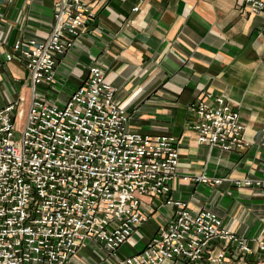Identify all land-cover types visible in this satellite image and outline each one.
Masks as SVG:
<instances>
[{"label": "built area", "instance_id": "2783aa9c", "mask_svg": "<svg viewBox=\"0 0 264 264\" xmlns=\"http://www.w3.org/2000/svg\"><path fill=\"white\" fill-rule=\"evenodd\" d=\"M101 1L54 0L50 36L15 43L7 61L25 66L34 92L55 82L60 57L88 32ZM241 3L244 12H264V0ZM19 106L0 109V264H69L88 243L115 264H250L256 258L264 264V229L259 238H244L217 213H192L188 202L172 198L164 202L171 218L141 251L121 255L149 221L144 199L170 194L179 152L173 136L129 129L130 117L99 66L65 104L34 98L18 121ZM190 112L200 145L228 153L250 146L240 112L225 98L192 104ZM184 180L226 181L205 175ZM234 185L264 188V179Z\"/></svg>", "mask_w": 264, "mask_h": 264}, {"label": "crops", "instance_id": "0c3cea01", "mask_svg": "<svg viewBox=\"0 0 264 264\" xmlns=\"http://www.w3.org/2000/svg\"><path fill=\"white\" fill-rule=\"evenodd\" d=\"M54 10V0H0V109L19 103V121L34 98L61 106L87 80L90 68L99 66L130 117L131 131L176 139L179 165L172 190L160 199H144L149 221L140 231L150 234L138 236V231L128 244L131 252L122 253L141 251L171 218L167 198L188 202L192 213L213 211L229 230L259 238L264 188L234 183L264 179V12H244L241 0L101 1L88 32L60 57L55 82L34 92L25 66L6 57L18 40L47 39ZM218 97L241 114L250 144L241 152L198 143L190 107ZM201 175L226 181L214 186L184 180ZM115 263L95 243L81 247L69 262ZM250 264H262L261 259Z\"/></svg>", "mask_w": 264, "mask_h": 264}, {"label": "rangeland", "instance_id": "374dc122", "mask_svg": "<svg viewBox=\"0 0 264 264\" xmlns=\"http://www.w3.org/2000/svg\"><path fill=\"white\" fill-rule=\"evenodd\" d=\"M143 233V234H142ZM137 234V233H136ZM148 234H150V231H146L145 229H142L141 231L139 230V233L137 234L138 236H148ZM131 241L132 242H135L136 241V237L135 236H133L132 238H131ZM141 248V246H139V248L138 249H140ZM122 251H125V252H128V251H130L131 252V249L128 247V245H125L123 248H122ZM133 251V250H132ZM121 255L123 256L124 254L123 253H121Z\"/></svg>", "mask_w": 264, "mask_h": 264}]
</instances>
